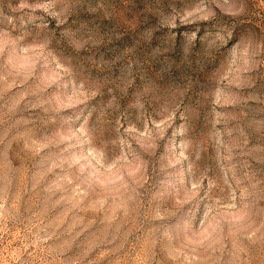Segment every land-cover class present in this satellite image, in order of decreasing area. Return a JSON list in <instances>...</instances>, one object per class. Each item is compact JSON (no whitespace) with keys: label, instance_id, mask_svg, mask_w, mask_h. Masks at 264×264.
Wrapping results in <instances>:
<instances>
[{"label":"rangeland","instance_id":"1","mask_svg":"<svg viewBox=\"0 0 264 264\" xmlns=\"http://www.w3.org/2000/svg\"><path fill=\"white\" fill-rule=\"evenodd\" d=\"M0 264H264V0H0Z\"/></svg>","mask_w":264,"mask_h":264}]
</instances>
